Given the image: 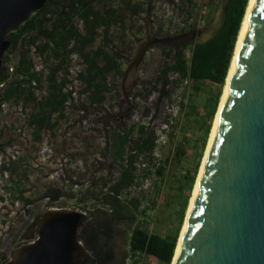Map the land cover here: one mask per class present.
<instances>
[{"label": "trees", "instance_id": "obj_1", "mask_svg": "<svg viewBox=\"0 0 264 264\" xmlns=\"http://www.w3.org/2000/svg\"><path fill=\"white\" fill-rule=\"evenodd\" d=\"M184 2V11L190 16L197 6L196 1L180 0L181 4ZM215 2L202 0L201 4L207 7L202 24L210 21ZM248 2L228 0L222 27L207 40L161 48L163 57L169 60L163 59L152 81L141 80L137 85L132 95L142 101L144 114L152 92H156V100L170 97L166 85L168 74H174V83L184 81L188 87L184 100L181 98L176 106L179 121L171 113L165 115L161 141L143 119L123 120L119 127L111 126L103 152L105 174L101 180H89L76 196L83 213L75 236L88 252L84 264H115V240L121 232H125L130 258L120 264H140V259L145 258L152 264L172 263L189 193L203 159L212 116L225 85ZM126 6L137 14L142 9V1L126 3ZM196 20L194 16L180 30L197 27ZM122 28L121 15L110 0H44L39 9L5 36L9 43L0 69V104L30 103L26 123L33 127L34 137H38L40 130L52 128L55 117L62 115L71 96L65 85L72 52L80 58L75 77L83 81L82 90L87 91L93 102H103L106 92L116 93L108 77L121 75L119 59L107 46L111 30ZM162 33L158 27L156 34ZM97 36L98 44L85 49ZM31 48L42 56V68H34L28 53ZM11 53L17 57L9 69ZM41 81L44 93L36 97L33 88ZM207 87L214 90L208 91ZM198 91L205 92L201 103L192 100V95ZM136 107L137 103L132 101L131 109ZM4 144L0 142V152ZM160 208L174 209L171 229H160L155 218V211ZM36 217L34 215L27 230H33ZM4 260L1 256L0 264Z\"/></svg>", "mask_w": 264, "mask_h": 264}, {"label": "water", "instance_id": "obj_2", "mask_svg": "<svg viewBox=\"0 0 264 264\" xmlns=\"http://www.w3.org/2000/svg\"><path fill=\"white\" fill-rule=\"evenodd\" d=\"M227 1L216 0L210 21L198 27L156 36L145 24L125 54L114 86L119 97L128 102L125 86L151 46L212 37L224 23ZM43 2L0 0V69L6 34ZM81 214L45 208L35 219V238L14 246L1 264H84L88 252L75 236ZM173 264H264V0L253 1L244 26Z\"/></svg>", "mask_w": 264, "mask_h": 264}, {"label": "rangeland", "instance_id": "obj_3", "mask_svg": "<svg viewBox=\"0 0 264 264\" xmlns=\"http://www.w3.org/2000/svg\"><path fill=\"white\" fill-rule=\"evenodd\" d=\"M134 1L136 0H110V4L121 15L123 28L111 30L107 48H111L118 57L121 70L126 65L125 54L130 52L131 42L143 36L145 24L149 23L151 33L161 36L180 31V27L185 26L194 16L198 26H201L207 15V7L201 4L202 0H195L197 6L190 16L184 11L186 3L181 4L180 0H140L142 9L137 14H133L126 6V3L133 4ZM76 23L79 26V22ZM158 27L163 32L160 35L156 34ZM98 42L99 36L87 44L85 49L94 48ZM160 49L153 45L143 54L135 78L125 86L127 103L114 89L120 77H108L115 94L106 92L104 101L99 104L90 100L87 91L82 90L83 81L75 77V72L80 67V58L76 52L72 53L66 68L68 82L65 85V89L72 91V95L66 101L62 115L55 117V125L50 129L40 130L38 137L33 136V127L26 123V115L31 110L30 103L8 101L0 104V142L5 143L0 152V257L7 259L14 246L35 238L34 225L33 230H27V227L34 215L38 216L45 208L64 207L83 213L81 203L76 198L77 191L89 180H101L104 176L106 168L103 152L111 126L119 127L123 120L143 119L159 135L158 140L161 141L164 137L165 115L171 113L179 121L176 106L181 98L184 100L188 87L184 81L174 83V74L166 77L170 97L164 96L156 100V92H152L146 103L148 111L145 114L142 112L140 98H133L132 95L141 80L152 81L163 59L169 60L163 57ZM28 53L34 68H42V56L35 53L33 48ZM16 57L15 53L9 55V69ZM43 84L41 81L33 88L36 97L44 93ZM207 90L212 91L214 88L207 87ZM221 93L222 89L220 96ZM204 95L205 92L198 91L192 95V100L201 103ZM219 100L220 97L204 150ZM132 101L137 103L134 109H131ZM126 111L127 114H124ZM191 191L192 189L189 195ZM173 211V208L156 209L155 218L160 229L173 227ZM115 251V264L129 261L125 232H121L116 238ZM140 264H152V261L140 259Z\"/></svg>", "mask_w": 264, "mask_h": 264}, {"label": "bare ground", "instance_id": "obj_4", "mask_svg": "<svg viewBox=\"0 0 264 264\" xmlns=\"http://www.w3.org/2000/svg\"><path fill=\"white\" fill-rule=\"evenodd\" d=\"M253 1L254 0H249V2L247 4V7H246V10H245V13H244L243 21H242L241 28H240V31H239V34H238V38L236 40V44H235V48H234V53H233L232 60H231V63H230V67H229V70H228V74H227V77H226L225 85H224V88H223V91H222V94H221V97H220V100H219V104H218L217 111L215 113V117H214L213 125H212V128H211V132H210V135H209L207 147H206V150H205V153H204V156H203V159H202V162H201V165H200V168H199V171H198V174H197V177H196V180H195L193 189H192V193H191V196H190L189 204H188V207H187V210H186V215L184 216L185 217L184 218V222H183V225H182V228H181V231H180L178 240H177V246H176L175 252H176L177 247L179 245V242H180V239H181L183 230H184L185 222H186L187 217H188V214H189L190 202L193 199V196H194V193H195V189H196V186L198 184V181H199V178H200V175H201L202 167H203L204 160H205V157H206V151H207V148H208V145H209V142H210L212 133H213L214 125H215V122H216L217 117L219 115V112H220V109H221V105H222V102H223V99H224V95H225V92H226V88H227V84H228V80H229V74H230V71H231V68H232V65H233V62H234V59H235V56H236V53H237L239 44H240L242 32H243L244 26H245V24L247 22L248 15H249L251 6L253 4ZM175 252H174V256H173V259H172V263L171 264H173V262L175 261Z\"/></svg>", "mask_w": 264, "mask_h": 264}, {"label": "built area", "instance_id": "obj_5", "mask_svg": "<svg viewBox=\"0 0 264 264\" xmlns=\"http://www.w3.org/2000/svg\"><path fill=\"white\" fill-rule=\"evenodd\" d=\"M72 53H75V52H72ZM72 53H71V54H72ZM71 54H70V55H71ZM69 60H70V58H69ZM78 69H79V68H78ZM78 69H77V70H78ZM75 74H76V72H75ZM70 95H72V91L70 92ZM163 126H164V124H163Z\"/></svg>", "mask_w": 264, "mask_h": 264}]
</instances>
